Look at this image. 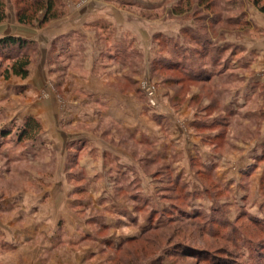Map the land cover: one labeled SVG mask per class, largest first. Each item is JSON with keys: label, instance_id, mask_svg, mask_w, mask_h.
I'll return each mask as SVG.
<instances>
[{"label": "rangeland", "instance_id": "1", "mask_svg": "<svg viewBox=\"0 0 264 264\" xmlns=\"http://www.w3.org/2000/svg\"><path fill=\"white\" fill-rule=\"evenodd\" d=\"M91 1L94 0H79L75 4L87 7ZM0 2L7 14L0 25L9 20L8 15L17 20L18 10L29 5L28 0ZM101 3L129 13L140 22L163 23L173 36L171 39L156 36L159 48L152 63L155 78L142 79L140 85L143 114L156 111L165 98L176 110L190 102L187 106L192 117L188 119H197L198 125L204 122L191 129L201 141L194 137L191 140L211 148L214 156L199 159L195 155L200 152L198 146L184 142L181 148L184 158L193 155L195 159L188 158V165L182 161L175 168L173 159L163 162L161 154L145 143H134L126 132L108 122L101 126H64L68 132L99 135L133 152L140 163L135 175L122 173V169L108 175H88L77 161L67 158L66 179L60 176L58 181L79 189L71 197L80 200L75 210L80 211L90 230L89 240L83 246L97 253L87 257L89 263L264 264V93L257 85L259 76H255L253 69L259 55L248 53L250 48L264 44V14L253 0H102ZM57 10L63 13L58 19L66 17L65 1L61 0ZM42 16L43 13L39 19ZM49 25L40 28L36 20L32 27L44 29ZM186 51L198 63L188 60L193 68L185 70L193 72L194 67L201 66L225 75L214 76V82L206 84L185 80L180 73L168 70L166 66L183 60ZM36 52L34 45L30 50L33 63L38 60ZM2 57L0 82L5 79L2 72L10 66ZM123 86H127L124 81ZM149 88L154 90L155 107ZM24 119L10 121L0 109V205L6 199L16 201L20 196L46 195L41 186L49 187L56 182L52 173L56 160L50 146L41 142L46 130L49 133L52 127H45L36 118L42 126L38 141L18 144L16 134ZM7 132L11 134L5 137ZM21 209L12 203L9 215H22ZM29 210L27 205L24 213Z\"/></svg>", "mask_w": 264, "mask_h": 264}, {"label": "crops", "instance_id": "2", "mask_svg": "<svg viewBox=\"0 0 264 264\" xmlns=\"http://www.w3.org/2000/svg\"><path fill=\"white\" fill-rule=\"evenodd\" d=\"M63 1L67 4L66 17L52 21L44 29L19 24L10 15L0 25V40L15 37L30 41L37 47L38 59L31 64L27 79L12 77L0 82V109L10 121L21 122L33 116L41 119L45 127L50 125L52 130H46L41 142L50 146L56 160L52 172L56 182L41 186L46 195L6 199L0 205V264H91L87 257L97 253L83 246L90 230L80 211L75 210L80 200L71 197L79 189L58 181L60 176L65 178L67 158L77 161L88 175L139 173L140 163L133 152L92 132L72 133L64 126H101L108 122L126 132L134 143H145L161 154L163 162L173 159L175 168L182 161L188 165V158L195 159L193 155L184 158V142L198 146L200 152H192L199 159L214 156L211 148L191 140L197 138L191 129L198 124L197 119H188L190 102L176 110L165 98L156 111L143 114L140 85L142 79L154 77L152 63L159 48L156 36L173 37L163 23L140 22L110 4H102V0L91 1L87 7L76 5L79 0ZM250 49L249 54L259 55L253 69L264 93V44ZM12 203L15 208L23 207V213L27 205L30 210L13 217L8 211Z\"/></svg>", "mask_w": 264, "mask_h": 264}, {"label": "trees", "instance_id": "3", "mask_svg": "<svg viewBox=\"0 0 264 264\" xmlns=\"http://www.w3.org/2000/svg\"><path fill=\"white\" fill-rule=\"evenodd\" d=\"M28 1L29 5L27 7L18 10L17 21L19 24L32 26L35 25V22L37 20L39 23V27L43 28L63 15L62 12H59L57 10V7L61 3V0ZM253 3L261 11V13L264 14V0H253ZM41 13H43V16L41 17V19H39ZM6 19L7 14L5 11V6L0 2V24L5 22ZM186 32L187 30L184 31V33ZM33 46L34 44L32 42L21 38L8 37L0 40V52L4 53L11 51L10 54H3V57L0 55V57L5 58L10 62V66H8L2 72V76L5 79L8 80L11 78V76H14L25 80L29 77V68L33 63V57L30 53V50ZM188 54V51H186V53L182 55L183 60H175V62L173 63L174 66L168 64L166 66L167 69L180 73L185 80L206 84H212L214 82V76L221 78L225 75L221 73V71L215 72L213 70H207L206 67H201L200 65V68L194 67L193 72H191L192 70H185V67L193 68V66L188 63V60L194 63H198L195 58L193 60L192 57H188ZM166 84H168V82ZM41 131V122L34 117H27L24 119L22 126L19 127L17 131V143L22 144L28 141H38ZM10 134L8 132L5 133V137L9 136Z\"/></svg>", "mask_w": 264, "mask_h": 264}, {"label": "built area", "instance_id": "4", "mask_svg": "<svg viewBox=\"0 0 264 264\" xmlns=\"http://www.w3.org/2000/svg\"><path fill=\"white\" fill-rule=\"evenodd\" d=\"M149 94H150V97H151V104H152V106H156L157 104H156V102H155V97H154V90H152V89H150L149 88Z\"/></svg>", "mask_w": 264, "mask_h": 264}]
</instances>
